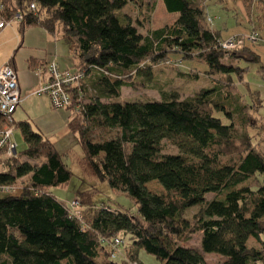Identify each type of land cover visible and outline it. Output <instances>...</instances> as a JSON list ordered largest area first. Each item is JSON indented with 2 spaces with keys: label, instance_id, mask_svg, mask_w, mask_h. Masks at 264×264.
Returning a JSON list of instances; mask_svg holds the SVG:
<instances>
[{
  "label": "trees",
  "instance_id": "16d2710c",
  "mask_svg": "<svg viewBox=\"0 0 264 264\" xmlns=\"http://www.w3.org/2000/svg\"><path fill=\"white\" fill-rule=\"evenodd\" d=\"M237 1L259 40L264 0ZM0 2L7 21L22 15V34L38 26L72 43L74 64L61 69L56 62L83 75L67 88L66 129L78 136L87 173L137 205L136 214L99 206L95 187L78 193L77 207L61 200L52 188L68 185L73 172L55 143L22 121L27 148L0 164V185L14 187L0 190V264H129L141 250L162 264H206L203 252L224 256L215 264H264L263 101H254L256 91L251 101L233 91L246 71L241 62L261 56L248 41L241 49L222 46L230 38L212 27L208 0H159L167 21L146 31L140 27L150 17L133 21L123 12L131 0ZM172 54L206 64L201 70L214 86L183 98L161 88L160 98L121 99L124 86L148 88L155 67ZM50 62L30 67L47 70ZM8 63L16 70L14 57ZM165 140L178 151L167 152ZM153 181L160 192L149 189ZM198 232L203 252L182 244ZM118 236L125 240L119 248Z\"/></svg>",
  "mask_w": 264,
  "mask_h": 264
},
{
  "label": "rangeland",
  "instance_id": "374dc122",
  "mask_svg": "<svg viewBox=\"0 0 264 264\" xmlns=\"http://www.w3.org/2000/svg\"><path fill=\"white\" fill-rule=\"evenodd\" d=\"M131 1L129 5L123 8V12L128 13L133 21L141 19L146 22V17L151 18L150 21L141 25L142 31H146L148 26L153 27L155 25L156 27L161 22L167 21L168 15L159 7V0H137L141 4L135 3L134 0ZM206 12L207 17H211L213 20L212 27L220 30L224 39L231 38L234 35H247L252 32L253 26L249 23L246 13L237 0H208ZM260 35L261 38L257 42L248 41V44L261 56V62H241L246 71L243 74L241 84L238 82L233 91L235 93L241 92L247 101L252 100L249 91H256L258 95H254L253 99L256 103H259V96L263 101L259 114L264 117V76L262 75L264 74V30L260 31ZM72 48L73 45L68 39H55L45 29L38 26L31 27L22 34L16 20L11 21L4 30L0 31V66L11 57H14L20 77L26 76L29 86L26 89L24 88L23 96L26 97H24L25 99L14 114L16 120L14 140L18 144L17 153L21 154L27 148L19 124L22 121H28L33 130L43 133L46 138L55 143L65 163L73 172L68 185L52 188V192L56 196L71 206L80 191L95 187V191L97 190L98 193L101 191L95 195V204L99 206L107 204L113 209L136 214L137 205L126 192L112 189L108 182L100 183L87 173L88 171H86L82 161L85 153L78 136L66 129L71 111L54 108L47 94L37 93V90L43 84L42 77H40L36 68L30 67L31 61L52 60L60 57L63 61L70 62ZM179 58V54H172L170 62L158 64L155 67V78L149 83L148 88L124 86L121 99L160 98L161 88L177 91L179 96L183 98L198 92L203 87L212 88L214 86L215 81L212 77L201 70L206 64L197 61L181 63ZM177 59L179 60L176 62ZM176 65L186 71L192 70L193 75L197 74V77L181 73ZM237 80L239 81V77H237ZM87 85L88 89L91 90L90 92H93L88 80ZM164 144L167 152L178 151L170 141L165 140ZM261 146L264 148L263 143ZM4 159V157L0 158V164ZM21 185L22 182L19 179L15 186L18 188ZM161 187L158 182L153 181L149 184V189L155 192H160L163 188ZM213 196L214 194L209 195V197ZM89 211H86V215ZM195 211H197V208L192 207L187 211V215H192ZM201 237L200 232L194 233L182 244L202 251ZM203 255L206 264H215L224 259V256L218 253L203 252ZM138 260L136 262L142 264H162L157 257L144 250L139 252ZM133 262L129 264H134Z\"/></svg>",
  "mask_w": 264,
  "mask_h": 264
},
{
  "label": "built area",
  "instance_id": "2783aa9c",
  "mask_svg": "<svg viewBox=\"0 0 264 264\" xmlns=\"http://www.w3.org/2000/svg\"><path fill=\"white\" fill-rule=\"evenodd\" d=\"M3 9V3L0 2V31L4 30L11 22L3 17ZM14 20H22V15L17 14ZM257 40L258 33L253 32L224 40L222 41V46L227 49H241L247 41ZM37 72L42 77L43 83L37 90V93L49 95L53 107L56 109H66L70 106L72 100L67 88L77 85L83 76L82 73L72 70H61L55 61L49 63L47 70L37 68ZM22 100L17 71L10 63L0 66V156L4 158L18 154V144L14 140L16 131L14 114L22 103ZM0 190L12 191L14 187L11 185H0ZM72 204L74 207H77L79 201L75 199ZM76 215L79 218L83 217L79 210H77ZM124 244L125 240L123 237L118 236L115 238L114 246L119 248V246ZM134 264L138 263L135 262Z\"/></svg>",
  "mask_w": 264,
  "mask_h": 264
},
{
  "label": "crops",
  "instance_id": "0c3cea01",
  "mask_svg": "<svg viewBox=\"0 0 264 264\" xmlns=\"http://www.w3.org/2000/svg\"><path fill=\"white\" fill-rule=\"evenodd\" d=\"M240 6H241V3H240ZM242 7V6H241ZM243 8V7H242ZM72 51H73V48H72ZM10 60V59H9ZM9 60L8 61H6L5 63H3L2 65H4V64H6V63H8L9 62ZM47 60H49V59H47ZM16 61V60H15ZM49 61H55V62H57L58 63V65L61 67V69H68V68H70V66H72L73 64H74V62H73V60H72V58H71V61L70 62H67V61H63V59H61L60 57H58V59H52V60H49ZM1 65V66H2ZM16 65V70H17V74H18V78H19V84H20V88H21V93H22V99L24 100L25 98L24 97H26V96H23V90H24V88L26 89V88H28L29 86H28V80H27V77L26 76H24V77H20V75H19V72H18V65H17V63L15 64ZM22 100V101H23ZM51 100V99H50ZM52 102V101H51ZM53 105V104H52ZM69 118H70V116H69ZM68 121H69V119H68Z\"/></svg>",
  "mask_w": 264,
  "mask_h": 264
}]
</instances>
